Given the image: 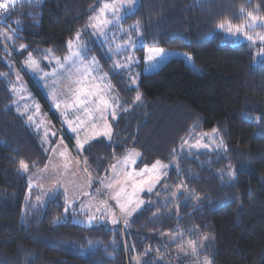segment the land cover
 Segmentation results:
<instances>
[{
  "label": "trees",
  "instance_id": "obj_1",
  "mask_svg": "<svg viewBox=\"0 0 264 264\" xmlns=\"http://www.w3.org/2000/svg\"><path fill=\"white\" fill-rule=\"evenodd\" d=\"M103 1H24L0 15V264H264V57L218 30L264 19V0H138L108 29L135 40L133 77L90 26ZM77 33L117 104L110 138L87 147L92 165L108 170L129 149L137 167L168 165L158 198L116 228L74 223L63 192L34 198L21 167L40 169L49 153L15 109L14 67L22 54L67 55ZM151 48L174 55L145 73ZM214 129L223 154L183 149Z\"/></svg>",
  "mask_w": 264,
  "mask_h": 264
},
{
  "label": "rangeland",
  "instance_id": "obj_2",
  "mask_svg": "<svg viewBox=\"0 0 264 264\" xmlns=\"http://www.w3.org/2000/svg\"><path fill=\"white\" fill-rule=\"evenodd\" d=\"M105 3H116L120 7L115 15L111 10H107L101 19H107L111 23L93 29V33L96 34L99 42L107 45L108 50H111L109 52L114 53V65L118 62L122 66L119 69L126 70L128 75L130 74L129 77H133L134 54L127 51L135 48V40L131 38L126 42L118 41L115 33L119 28L123 30L121 25L115 27L111 33L112 36L108 34V29L111 25L117 26L126 12L134 10L138 0H104L101 8ZM100 9L93 18L100 14ZM117 16L119 17L118 20ZM256 18V21H252L249 17L247 22L241 25H233L244 28L246 35L229 34L226 29L221 28L218 30L235 43L238 41L251 43L254 47L255 58L259 60L264 57V39H261L264 37V19ZM249 25L251 26L245 27ZM248 36H251L252 39L249 40ZM75 43L74 39V46ZM130 43L135 46L129 47ZM80 44L84 45L85 49L87 40L80 37ZM117 45L120 46L118 51ZM73 50H76L75 47L63 56L54 54L52 50H47L44 55L39 57L32 54H22V65L14 67L15 78L11 91L14 96L15 109L24 117L31 128L30 130L40 136L43 148L47 149L49 153L47 163L39 170L45 172L40 173L34 168L28 167L25 171L28 174L30 185L45 187L49 189V192H52L53 189H63L62 192L67 203L66 209L71 211V216L69 215L67 218L71 217L74 223L88 227L104 224L116 228L158 198L157 196L166 187V168L157 169L156 172H147L143 177L137 176L136 173L146 167L151 169L152 165L137 167L140 153L134 149L127 150L124 155L114 161L108 170L100 171L92 165V158L86 153L87 147L98 138L97 135L110 138L112 135L111 126L106 119V124L98 128L101 119L98 112L89 116L82 107L79 110L68 107L70 90L76 87L88 90L98 86L104 90L105 98H109L107 90L110 91L112 87L101 65L85 50L81 51L82 59L66 60L65 58L69 57ZM120 53L121 55H118ZM147 54L148 57L154 56V59L149 61L148 57L146 58L145 73L159 69L174 55V52L162 48H151L148 49ZM30 56L38 62L39 71L26 64ZM57 58L64 67L57 64ZM93 58L96 61L95 65H93ZM52 73L55 75L53 76ZM105 76V79H100ZM111 101L115 103L113 100ZM109 112V109H106L103 116H107ZM69 122H71V127H69ZM73 127L77 129L75 132L72 131ZM105 132L109 133V137L104 135ZM78 145H82V147ZM183 149L185 151L216 150L222 154L225 151L224 145L213 132L187 141L183 145ZM129 153L138 154L134 157L135 163L122 167L120 162L124 161ZM113 165L116 166L115 170H113ZM248 168H252V166L249 165ZM150 176L153 179H149ZM156 177H159L158 182ZM38 179L41 182L36 181ZM141 180L145 182L141 183ZM149 187H151V191L148 190ZM190 246L193 248L194 245L191 244ZM184 264L204 263L192 258V261H185Z\"/></svg>",
  "mask_w": 264,
  "mask_h": 264
},
{
  "label": "snow or ice",
  "instance_id": "obj_3",
  "mask_svg": "<svg viewBox=\"0 0 264 264\" xmlns=\"http://www.w3.org/2000/svg\"><path fill=\"white\" fill-rule=\"evenodd\" d=\"M9 2L14 3L15 0H9ZM9 6V4L7 2L5 3H0V8H7ZM120 7V5L116 4V3H105L103 5V7L100 9V14H98L97 17L93 18L92 21H90V26L95 29L97 27L103 26V25H107L109 23H111V21L107 20V19H101V16L107 11V10H111L112 13L115 15V13L118 11V8ZM248 17L251 18L252 21H256V17L252 14V13H247L246 14ZM117 20L119 19V17H116ZM249 26H245V27H250ZM218 27L221 29H226L227 32L229 34L232 33H240V34H244L246 35V32L244 30V28L240 27V26H233L231 21H227V22H221L218 24ZM249 40L252 39L251 36L247 37ZM107 39V37H106ZM261 39H264V37H261ZM75 46L73 44V41L70 40L68 41V47L69 49H73L75 47L76 50L71 51L70 56L66 57V60H73V59H82L81 57V51L85 50L84 49V45L80 44V33H77L75 36ZM135 45H132L131 43L129 44V47H134ZM22 47H26V46H22ZM120 46L117 45V51L119 50ZM111 51V50H109ZM131 59V58H129ZM149 61L154 59V56L150 55L148 57ZM26 64L29 67L35 68L37 71H39V66H38V62L35 61L31 56L29 57V59L26 61ZM57 64L60 65V67H64L63 64L60 63L59 58H57ZM96 64L95 59L93 58V65ZM91 67V66H89ZM116 68H120L122 67L118 62L115 65ZM86 71L88 70L87 68L85 69ZM48 75V74H45ZM52 75L54 76L55 73H52ZM105 77H101L100 79H105ZM134 79V78H133ZM79 83V82H77ZM137 100H140V96L137 95L136 97ZM68 107L74 108L79 110L81 107L83 108V111L85 113H87L89 116H92L94 112H98L100 113V118L104 119L103 113L106 109H111L112 108V101L110 98H105V94H104V90L100 89L98 86H96L94 89H88L85 90L82 87H76L72 90H70V103L68 104ZM112 114L114 115V111L112 112ZM29 119H31V117H29ZM79 119V118H77ZM69 127H71V122H69ZM77 129L76 128H72V131L75 132ZM217 130H213V134L216 133ZM104 135L109 136L108 132H105ZM87 142V141H85ZM222 143V141H221ZM79 147H82V145H78ZM204 147H207V145H204ZM138 155L137 153H129L128 157L125 158L124 161H121V166L123 167L124 165L130 164V163H135L134 157ZM21 167L23 170H27V164H25L23 161H21ZM113 170H115L116 166L113 165ZM163 168H167V165H163L160 161H156L155 164L152 165L151 169H148L147 167L145 169H142L139 173H136L137 176H141L143 177V175L147 172H156L157 169H163ZM229 175H232L231 171L229 172ZM130 178H131V174H130ZM149 179H153V177H149ZM156 180L158 182L159 177H156ZM145 181L141 180V183H144ZM111 186V185H109ZM149 191H151V187L148 188ZM117 195H119V193H117ZM65 211H67V209H65ZM115 222V221H114ZM204 264H211V262L209 260H207V258H205Z\"/></svg>",
  "mask_w": 264,
  "mask_h": 264
},
{
  "label": "crops",
  "instance_id": "obj_4",
  "mask_svg": "<svg viewBox=\"0 0 264 264\" xmlns=\"http://www.w3.org/2000/svg\"><path fill=\"white\" fill-rule=\"evenodd\" d=\"M24 1H36V0H15L14 3L9 2V6L14 5V4H18V3H21V2H24ZM9 6H8V7H9ZM95 14H96V13H95ZM95 14H94V15H95ZM93 17H94V16H93ZM93 17H92V18H93ZM95 36H96V35H95ZM80 37H81V36H80ZM85 52L88 54V52L86 51V49H85ZM102 74H103V73H102ZM113 91H114V90H113V88H112L110 91L107 90V93L109 94L108 97H109L111 100H113V101L115 102V100H114L115 97H114V94H113L114 92H113ZM116 108H117V104H116V102H115V103H112V108L109 109L110 112L107 113V116H105L104 119H100V120H99L98 128H99L100 126H102V125H105L106 122H107L106 119H108V123H110L109 126H111V133H112L111 116L113 115L112 112H113V111L115 112ZM98 133H99V132H98ZM97 137L99 138L100 136L97 135ZM108 137H109V136H108ZM45 168H47V167H45ZM40 169H41V168H40ZM40 169H36L37 172H40V173L45 172V171H39ZM43 170H44V169H43ZM36 181L41 182L39 179L36 180ZM29 182H30V181H29ZM30 186H31V188H33L34 190H36L37 193H38V194H35L34 198L36 197V199H37V196H39L38 199L43 198V202H44V198H50V197H53V196H55V195H57L58 193H60V192L63 191L62 188H59V189H53L52 192H51V191L49 192V189H46L45 187L42 188L41 186H38V185H35V184L30 185Z\"/></svg>",
  "mask_w": 264,
  "mask_h": 264
},
{
  "label": "built area",
  "instance_id": "obj_5",
  "mask_svg": "<svg viewBox=\"0 0 264 264\" xmlns=\"http://www.w3.org/2000/svg\"><path fill=\"white\" fill-rule=\"evenodd\" d=\"M5 2H7L9 4V0H0V3H5ZM7 8H0V15H2ZM0 40L3 41L2 32L0 33Z\"/></svg>",
  "mask_w": 264,
  "mask_h": 264
},
{
  "label": "water",
  "instance_id": "obj_6",
  "mask_svg": "<svg viewBox=\"0 0 264 264\" xmlns=\"http://www.w3.org/2000/svg\"><path fill=\"white\" fill-rule=\"evenodd\" d=\"M1 25H6L5 20H1V21H0V26H1Z\"/></svg>",
  "mask_w": 264,
  "mask_h": 264
}]
</instances>
